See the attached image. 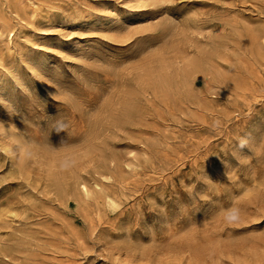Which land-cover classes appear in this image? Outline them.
I'll return each instance as SVG.
<instances>
[{"label":"rangeland","instance_id":"rangeland-1","mask_svg":"<svg viewBox=\"0 0 264 264\" xmlns=\"http://www.w3.org/2000/svg\"><path fill=\"white\" fill-rule=\"evenodd\" d=\"M263 258L264 0H0V264Z\"/></svg>","mask_w":264,"mask_h":264},{"label":"bare ground","instance_id":"bare-ground-1","mask_svg":"<svg viewBox=\"0 0 264 264\" xmlns=\"http://www.w3.org/2000/svg\"><path fill=\"white\" fill-rule=\"evenodd\" d=\"M163 52H164V51H163ZM31 64H32V63H31ZM18 79H19V78H18ZM17 142H18V141H17ZM21 154H22V153H21ZM43 183H44V182H43ZM84 190H85V189H84ZM84 192H85V191H84ZM7 216H8V215H7ZM232 218H233V217H232ZM237 243H238V242H237ZM240 243H241V242H240ZM240 247H241V246H240ZM243 247H244V244H243ZM245 247H246V245H245ZM245 247H244V248H245ZM241 249H242V247L240 248V251H241ZM223 250H224V249H223ZM231 250H232V249H231ZM247 250H248V249H247ZM206 251H207V250H206ZM233 251H234V250H233ZM237 251H238V250H237ZM202 252H203V251H202ZM229 252H230V251H229ZM224 253H225V252H224ZM233 253H234V252H232V254H233ZM238 253H239V252H238ZM238 253H237V254H238ZM245 253H247V252H245ZM204 254H205V253H204ZM218 254H220V253H218ZM227 254H228V253H227ZM240 254L243 255L242 253H240ZM240 254H239V257H240ZM205 255H206V254H205ZM205 255H202V254H201V255H200V258H201V256H205ZM207 255H208V253H207ZM225 255H226V254H225ZM245 255H246V254H245ZM245 255H244V258H245ZM218 256H219V255H218ZM227 256H228V255H227ZM233 256H234V255H233ZM247 256H248V255H247ZM184 257H185V256H184ZM198 257H199V256H198ZM198 257H197V258H198ZM213 257L216 258V256H214V255H213ZM221 257H224V254H223V256H221ZM231 257H232V256H231ZM231 257H229V258H231ZM252 257H253V256H252ZM178 258H179V257L177 256L176 260H177ZM181 258L183 259V255L181 256ZM189 258H190V257H189ZM189 258H187V259L185 258L186 261H187V260L190 261L191 258H193V257L191 256V258H190V259H189ZM200 258H198V259H200ZM234 258H235V256H234ZM234 258H232V259L234 260ZM237 258H238V257L235 258V260H234L235 262H237V261H236ZM240 258H241V257H240ZM174 259H175V258H174ZM179 259H180V258H179ZM193 259H194V258H193ZM193 259L191 260V262L193 261ZM201 259H202V258H201ZM204 259H206V258L204 257ZM218 259H219V258H218ZM218 259H217V260H218ZM242 259H243V258H242ZM242 259H238V260H242ZM245 259H247V258H245ZM249 259H250V257L248 256V260H249ZM253 259H254V257H253ZM263 259H264V258H263ZM196 260H197V259H196ZM196 260H195V261H196ZM206 260H210V258L208 257V259H206ZM214 260H215V259H214ZM220 260H221V259H220ZM220 260H218V261L221 262ZM251 260H252V259H251ZM182 261H183V260H182ZM189 261H187V262H189ZM201 261H202V263H203V260H201ZM201 261H200V262H201ZM224 261H225V260H224ZM228 261H229V260H228ZM246 261H247V260H246ZM255 261H258V260H254V264H256ZM179 262H180V261H179ZM200 262H199V263H200ZM206 262H207V261H206ZM219 262L214 263V264H219ZM239 262H241V261H239ZM259 262H260V261H259ZM176 263H177V262H176ZM229 263H230V262H229ZM250 263H251V262H250ZM250 263H249V264H250ZM173 264H175V263H173ZM178 264H179V263H178ZM180 264H181V263H180ZM184 264H185V261H184ZM188 264H189V263H188ZM191 264H192V263H191ZM195 264H198V262L195 263ZM204 264H205V263H204ZM210 264H212V263H210ZM238 264H239V263H238ZM240 264H241V263H240ZM243 264H248V263H245V261H244Z\"/></svg>","mask_w":264,"mask_h":264},{"label":"snow or ice","instance_id":"snow-or-ice-1","mask_svg":"<svg viewBox=\"0 0 264 264\" xmlns=\"http://www.w3.org/2000/svg\"><path fill=\"white\" fill-rule=\"evenodd\" d=\"M141 2H143V0H141ZM137 43H140V41H136Z\"/></svg>","mask_w":264,"mask_h":264}]
</instances>
